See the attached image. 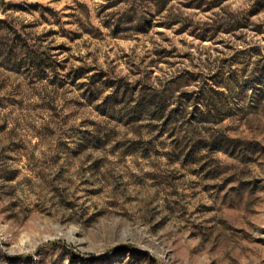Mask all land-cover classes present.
Segmentation results:
<instances>
[{"label": "rangeland", "instance_id": "rangeland-1", "mask_svg": "<svg viewBox=\"0 0 264 264\" xmlns=\"http://www.w3.org/2000/svg\"><path fill=\"white\" fill-rule=\"evenodd\" d=\"M0 264H264V0H0Z\"/></svg>", "mask_w": 264, "mask_h": 264}, {"label": "trees", "instance_id": "trees-1", "mask_svg": "<svg viewBox=\"0 0 264 264\" xmlns=\"http://www.w3.org/2000/svg\"><path fill=\"white\" fill-rule=\"evenodd\" d=\"M208 114H209V113H208ZM201 115H202V116H205V118H206V114H205V113H203V112H202V114H201Z\"/></svg>", "mask_w": 264, "mask_h": 264}]
</instances>
